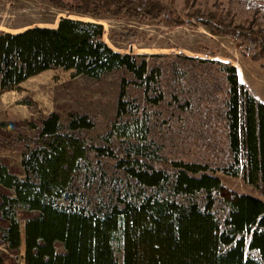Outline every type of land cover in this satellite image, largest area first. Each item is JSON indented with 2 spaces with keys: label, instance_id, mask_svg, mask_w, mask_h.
I'll use <instances>...</instances> for the list:
<instances>
[{
  "label": "trees",
  "instance_id": "obj_1",
  "mask_svg": "<svg viewBox=\"0 0 264 264\" xmlns=\"http://www.w3.org/2000/svg\"><path fill=\"white\" fill-rule=\"evenodd\" d=\"M52 1L67 13L55 27L0 31V93L50 69L93 81L118 75L117 112L103 144L88 137L95 127L88 113L71 112L62 122L53 112L29 124L33 136L19 137L26 144L21 168L0 159V264H264V199L224 194L216 171L241 178L264 196V102L239 81L231 62L179 55L206 84L211 76L217 85L220 74L226 96L216 114L225 120L227 157L217 169L197 160L168 161L150 137L148 111L129 95L134 85L145 102L162 104L161 68L150 66L146 54L114 50L103 40V25L83 18L121 11L163 14L178 26L196 20L212 33L251 39L262 53L264 31L207 12L174 16L157 0ZM183 88L175 87L171 103L193 111L194 98ZM21 125L0 122V131ZM106 158L127 182L93 198L89 207L75 204L82 176L96 174L95 161Z\"/></svg>",
  "mask_w": 264,
  "mask_h": 264
},
{
  "label": "rangeland",
  "instance_id": "obj_2",
  "mask_svg": "<svg viewBox=\"0 0 264 264\" xmlns=\"http://www.w3.org/2000/svg\"><path fill=\"white\" fill-rule=\"evenodd\" d=\"M157 1L166 4L174 16L187 19L188 14L207 12L235 24L253 25L264 31V15L239 1ZM66 15V11L58 8L52 0H0V31L14 33L33 26L55 27L59 19ZM83 19L100 22L104 27L103 40L114 50L146 54L150 66L158 65L161 68L160 83L166 97L162 104L151 106L145 102L142 90L134 85L130 86L129 95L143 110L148 111L152 123L150 137L160 145L166 159L197 160L210 164L213 169L221 166L227 157L223 153L227 148L223 126L225 120L216 111L222 110L225 85L219 83L218 72L217 85H212L211 76L207 84L204 83L200 76H196L197 71L192 63L179 55L231 62L237 68L239 81L264 102V53L260 52L258 43L238 38L235 34L212 33L196 20L178 26L163 14L146 18L117 11L103 14L97 20ZM153 54L161 56H150ZM119 84L118 75L93 81L74 76L71 70L59 68L43 71L16 88L0 93V122L22 124L11 132L0 131V159L13 168H21L26 144L19 137L33 136L35 129L32 130L29 124L39 123L53 112L60 115L62 122L67 121L71 112L88 113L95 121V127L89 131L88 137L103 144L102 137L107 134L116 116ZM182 86L183 93L189 91L194 98L190 107L193 111L183 112L171 103V93L176 91L175 87ZM207 120H211V132ZM205 129H208L207 132ZM202 133L210 135L207 134L205 138ZM220 139L224 141L221 144L218 142ZM95 168L96 174L80 179L82 191H77L75 204L89 207L93 198L111 193L113 188L121 187L128 180L113 159L96 160ZM216 171L226 187L224 194L244 192L264 199L241 178Z\"/></svg>",
  "mask_w": 264,
  "mask_h": 264
},
{
  "label": "built area",
  "instance_id": "obj_3",
  "mask_svg": "<svg viewBox=\"0 0 264 264\" xmlns=\"http://www.w3.org/2000/svg\"><path fill=\"white\" fill-rule=\"evenodd\" d=\"M239 1L245 7L259 10L264 15V0H235Z\"/></svg>",
  "mask_w": 264,
  "mask_h": 264
}]
</instances>
